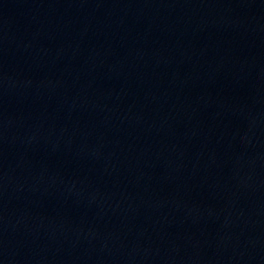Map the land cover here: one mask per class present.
Here are the masks:
<instances>
[{
  "label": "water",
  "instance_id": "obj_1",
  "mask_svg": "<svg viewBox=\"0 0 264 264\" xmlns=\"http://www.w3.org/2000/svg\"><path fill=\"white\" fill-rule=\"evenodd\" d=\"M0 264H264V0H0Z\"/></svg>",
  "mask_w": 264,
  "mask_h": 264
}]
</instances>
